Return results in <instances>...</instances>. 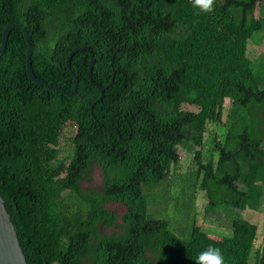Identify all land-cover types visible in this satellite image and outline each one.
I'll return each mask as SVG.
<instances>
[{
    "label": "trees",
    "instance_id": "obj_1",
    "mask_svg": "<svg viewBox=\"0 0 264 264\" xmlns=\"http://www.w3.org/2000/svg\"><path fill=\"white\" fill-rule=\"evenodd\" d=\"M12 22L29 30L38 78L72 88L66 56L86 45L93 79L107 85L97 99L87 50L71 57L74 93L35 83L25 36L10 31L0 56V195L27 264H196L210 245L225 264H249L250 255V264H264V243L254 248L258 225L241 214L264 179V69L254 71L246 53L247 39L264 30V0H216L211 13L192 0H0V41ZM211 122L225 133L212 129L203 164ZM68 124L71 154L59 156ZM180 148L198 161L204 212L223 214L230 235L215 238L196 221L184 235L149 212L146 187L169 176ZM95 164L100 187L83 189ZM107 201L124 204L118 223Z\"/></svg>",
    "mask_w": 264,
    "mask_h": 264
},
{
    "label": "rangeland",
    "instance_id": "obj_2",
    "mask_svg": "<svg viewBox=\"0 0 264 264\" xmlns=\"http://www.w3.org/2000/svg\"><path fill=\"white\" fill-rule=\"evenodd\" d=\"M257 15V8L254 11ZM249 58L251 59V64L254 69L260 70L264 69V30H258L254 32L247 39V50ZM264 82V76L260 77V83ZM188 104V103H183ZM182 104V105H183ZM189 104L188 106L184 105L186 109H196V105ZM231 106V100L229 98L224 99L223 107L224 113L227 112V107ZM215 128L214 134L217 138H222L225 131L224 124H218L217 122H211L208 124V127L205 132L206 140L203 145L201 163H207L206 160L209 159L210 153L212 150L207 151L209 147V139L213 137L212 129ZM75 131V126L70 128V124L66 125L63 128L61 137L59 138V156L68 153V156L71 154V145L68 135ZM211 134V135H210ZM212 145V143L210 144ZM186 148H180V160L179 163L171 169L169 176L161 181L160 183L153 185L154 187L150 192H147V186L145 190L146 198L149 204V212L153 216L167 217L170 221L171 228L180 232L184 235L189 234V227L193 222H197L204 229L208 231L215 238H222L231 234V230L225 222L226 217L222 214L218 215L217 211L213 212L210 210L209 214L204 212V205L207 202L206 196L207 193L205 189L200 187L202 178L198 176V161L193 157L191 152H187ZM209 154V155H208ZM218 158V152L215 151L213 155V160ZM68 160V159H67ZM202 174H200L201 176ZM102 181V170L95 164L90 171L88 178L82 179L80 185L83 189H88L90 187L99 188ZM255 186L259 192L258 196L252 198L251 195H246L242 204L244 209L241 211L242 217L249 219L253 222H256L258 225V234L254 241V248L261 252L262 245L264 243V179H259L256 181ZM248 196V197H247ZM259 199V200H257ZM227 199L224 202V206L228 205ZM256 200V201H255ZM243 201L245 203H243ZM252 202L258 204V208L252 206ZM250 204L251 206H249ZM216 205H220L216 203ZM226 211L233 212L232 209L226 207ZM106 207L110 210L116 212L117 214V223L120 221L122 213L126 210L122 202L116 201H107ZM206 211V210H205ZM105 232L116 231L117 227L108 226L104 227ZM254 250V249H253ZM252 262V255H250L248 263Z\"/></svg>",
    "mask_w": 264,
    "mask_h": 264
},
{
    "label": "water",
    "instance_id": "obj_3",
    "mask_svg": "<svg viewBox=\"0 0 264 264\" xmlns=\"http://www.w3.org/2000/svg\"><path fill=\"white\" fill-rule=\"evenodd\" d=\"M13 28L20 29L25 36L27 43L26 56H25L26 71L29 78L32 79L35 83L54 89L60 93H66V94L74 93L77 90V86H78V76L76 72L71 69V57L78 50H87L90 55L89 66H88V78L90 79V83L92 85H95L101 92L97 99L102 98L104 94V89L107 85L102 86L98 84L92 77V68L95 63V57L93 51L88 46L77 45L74 48H72L67 54L66 66L70 70V73L73 77V86L70 89H65L56 84L44 81L43 79H40L35 75L32 69V60H31L33 43L29 30L24 24L20 22H12L5 25L1 34L0 56L2 55V53L6 48L9 33ZM112 81H113V77L111 79V82ZM92 106L93 103L91 104V107ZM0 264H27L19 239L17 237L16 230L10 218V214L8 213L5 207L4 200L1 195H0Z\"/></svg>",
    "mask_w": 264,
    "mask_h": 264
},
{
    "label": "clouds",
    "instance_id": "obj_4",
    "mask_svg": "<svg viewBox=\"0 0 264 264\" xmlns=\"http://www.w3.org/2000/svg\"><path fill=\"white\" fill-rule=\"evenodd\" d=\"M192 2L193 6L199 8L202 12L211 13L214 11L216 0H192ZM195 262L196 264H225L221 249L211 245L197 256Z\"/></svg>",
    "mask_w": 264,
    "mask_h": 264
}]
</instances>
